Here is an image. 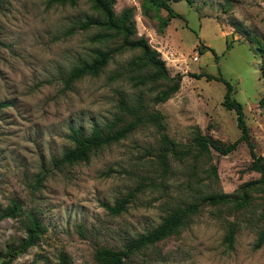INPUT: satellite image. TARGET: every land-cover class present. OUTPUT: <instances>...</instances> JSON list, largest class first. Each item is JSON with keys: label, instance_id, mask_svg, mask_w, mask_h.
<instances>
[{"label": "rangeland", "instance_id": "1", "mask_svg": "<svg viewBox=\"0 0 264 264\" xmlns=\"http://www.w3.org/2000/svg\"><path fill=\"white\" fill-rule=\"evenodd\" d=\"M179 17L159 30L165 9L151 17L141 0H117L115 11L134 7L137 31L166 62L171 76L182 75L173 97L155 103L168 81L136 85L145 70L130 62L140 49L116 50L98 75L66 87L73 68L90 62L95 50L119 45L118 39L93 41L104 30L81 27L100 11L91 0L63 4L48 0H0V264H102L100 247L124 249L155 228L178 206L214 192L248 191L241 209L205 204L180 233L136 252L129 264H264V192L243 186L260 177L249 170L250 148L242 142L228 155H202L193 139L196 127L226 143L241 135L237 115L223 105L226 84L244 105L256 152L264 155V0H186L171 2ZM238 25H240L238 27ZM248 37L255 42L250 43ZM228 44L231 47L228 48ZM206 47L213 48L215 52ZM206 76L198 78V74ZM144 97L149 111L164 115L162 132L148 124L126 138L95 150L88 161L54 166L73 147L71 128L89 134L123 113L125 101ZM130 119V117H127ZM165 133L182 154L168 152ZM135 192L120 213L108 207ZM18 206L16 214L4 216ZM34 220L41 233L24 244ZM231 226L234 242L226 241Z\"/></svg>", "mask_w": 264, "mask_h": 264}, {"label": "trees", "instance_id": "2", "mask_svg": "<svg viewBox=\"0 0 264 264\" xmlns=\"http://www.w3.org/2000/svg\"><path fill=\"white\" fill-rule=\"evenodd\" d=\"M61 2L63 4L74 3L76 0H48V8H51L53 2ZM181 0H141L142 13L146 17H151L154 10L165 9L168 16L159 24V30L163 31L169 24L170 20L179 17L180 14L175 11L171 2H178ZM189 4H193L195 0H186ZM95 9L100 11L101 16L97 19L92 17L87 18L80 25L84 29H89L92 26H100L102 32L97 33L92 39L96 42H107L109 40L118 39L119 45L113 49L95 50V56L90 62H86L81 66L72 69L68 78L66 79V87H69L73 82L81 79L86 75L98 76L109 63L114 52L126 48L140 49L141 55L133 59L130 65L133 68L141 70L147 69L144 74L132 76L131 79L135 81L136 85L158 84L160 81H168L163 88L157 90L153 98L155 103H163L169 100L173 95L179 91L181 87L182 75L177 74L171 76L166 67V62L162 58L161 53L152 47L149 40L145 36H139L137 31V23L135 19L134 7H126L120 13L115 11L117 0H91ZM240 25H238L239 27ZM250 43L255 42L252 37H248ZM231 44H228V48ZM213 52L214 49L206 47ZM262 51V70L264 75V48L259 45ZM198 78L206 76L208 79L214 78L212 75L200 73ZM219 80L226 84L227 91L224 97L223 105L229 109L234 110L237 115L238 126L241 130V135L233 142L226 143L218 138H214L204 134L202 129L197 126L193 142L202 155L211 156L213 151L221 155H228L235 151L242 142H246L250 148L252 161L249 170L260 174L256 180L247 182L244 188H261L264 192V155L258 154L252 140L249 126L246 121L244 105L233 97V85L225 79L222 75L218 77ZM264 104V97L261 100ZM123 113L117 115L115 120L107 123L104 126L98 124L94 125L92 131L86 134L82 128H71L68 135L73 142V147L65 150L61 157L54 160V166L60 167L63 165H71L80 161H88L91 154L111 143L118 142L137 128L143 125H154L159 131L166 129L164 122V115L160 112L149 111L148 105L144 102V97L139 95L134 102L125 101L122 107ZM127 117H130L128 119ZM163 140L166 143L164 152L160 154L161 162L166 170L168 167L167 155L168 152H173L176 155L182 154L174 148V142L170 141L169 137L163 133ZM135 196V192L129 193L127 196L118 199L116 205L108 207L112 213H120L125 210L127 204ZM249 203L248 191H238L236 193L214 192L205 194L200 197L198 202H191L185 206H178L171 211L163 220L153 229L141 234L138 238L128 242L124 249H114L108 247H100L96 250V259L102 264H129L128 259L132 254L140 252L143 249L153 246L156 243L176 235L185 228L190 222L191 218L200 212L205 204L215 206H222L226 204L232 205L235 209H241ZM18 206L13 209H7L4 216H11L16 214ZM40 222L34 220L33 227L29 230L28 239L24 244H34L38 234L41 233ZM236 228L231 226L229 233L226 235V241L230 244L234 242ZM264 246V234H260L257 242L254 244V249H260ZM60 264H71L66 255L61 256Z\"/></svg>", "mask_w": 264, "mask_h": 264}]
</instances>
